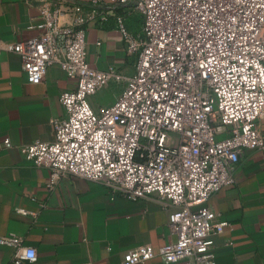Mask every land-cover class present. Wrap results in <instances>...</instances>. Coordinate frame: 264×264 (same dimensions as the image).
<instances>
[{"label":"built area","instance_id":"1","mask_svg":"<svg viewBox=\"0 0 264 264\" xmlns=\"http://www.w3.org/2000/svg\"><path fill=\"white\" fill-rule=\"evenodd\" d=\"M36 1L40 33L0 46V55L2 49L19 54L33 83L57 64L75 87L60 96L65 114L53 122L54 139L24 144L21 152L50 170L51 184L79 177L113 195L175 207L171 240L158 249H131L122 264L156 256L166 264H217L210 236L230 222L207 201L235 182L245 150L264 155L258 128L264 120V0ZM127 5L143 18L139 33L127 28L123 15H113L134 72L116 101L96 110L90 97L123 76L91 66L87 27ZM0 244L15 249L10 264L38 257L17 234L1 236Z\"/></svg>","mask_w":264,"mask_h":264},{"label":"crops","instance_id":"2","mask_svg":"<svg viewBox=\"0 0 264 264\" xmlns=\"http://www.w3.org/2000/svg\"><path fill=\"white\" fill-rule=\"evenodd\" d=\"M36 0H0V46L35 37L43 22ZM124 17L132 33L143 18L131 5L111 9V16L86 31L87 59L114 77L90 97L96 110L112 104L134 72L113 14ZM62 21L70 20L68 15ZM75 81L57 64L40 83L30 82L19 54L0 55V237L14 233L37 251L27 264H122L127 251L141 246L158 249L171 240L168 221L172 205L152 199L113 195L103 184L66 176L51 184L47 167L28 160L20 147L37 139H54V120L64 116L60 96ZM264 133V120L258 122ZM9 139L11 146H6ZM207 205L230 222L210 236L217 264H264V155L247 149L235 182L214 192ZM231 241V243H230ZM15 249L0 244V262L10 264ZM166 264L159 256L145 263Z\"/></svg>","mask_w":264,"mask_h":264}]
</instances>
